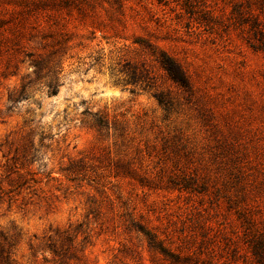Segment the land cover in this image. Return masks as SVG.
I'll use <instances>...</instances> for the list:
<instances>
[{
  "label": "rangeland",
  "instance_id": "1",
  "mask_svg": "<svg viewBox=\"0 0 264 264\" xmlns=\"http://www.w3.org/2000/svg\"><path fill=\"white\" fill-rule=\"evenodd\" d=\"M180 2L0 0L7 23L22 7L39 17L18 41L0 42V264H47V235L66 227L80 255L73 264H168L128 215L243 264L244 249L233 260L239 221L200 112L218 137L240 131L243 143L264 145V53L246 44L229 5L217 1L215 23L204 25ZM137 39L181 65L197 104ZM50 51L61 59L56 93L37 83L19 97L29 59ZM159 92L173 101L168 111ZM99 115L106 128L96 129Z\"/></svg>",
  "mask_w": 264,
  "mask_h": 264
},
{
  "label": "trees",
  "instance_id": "2",
  "mask_svg": "<svg viewBox=\"0 0 264 264\" xmlns=\"http://www.w3.org/2000/svg\"><path fill=\"white\" fill-rule=\"evenodd\" d=\"M217 1L230 6L228 19L233 25L240 27L246 44L251 49L264 53V0H181L180 5L191 15L199 13L201 18L199 21L204 25H210V22L215 23L214 6ZM30 18L36 23L39 17L30 13L27 7L18 9L11 23L0 18V42L18 41L24 34L25 25L31 22ZM38 25L39 23H36L32 27L35 28ZM137 42L148 49L149 54L163 69L165 75L186 93V100L193 101L194 87L181 65L167 52L152 47L150 43L142 39H137ZM29 65L31 71L20 80L21 95L19 97H26L28 90L37 83L46 88L47 95L55 94L57 74L61 67V59L56 51H50L44 56L31 57ZM131 72L135 75L136 68L133 67ZM138 74V78L142 77L141 71ZM13 96L14 93H8L7 100L13 102ZM154 96L164 110L168 111L172 107L173 101L168 95L159 92L154 93ZM199 108L201 110V106ZM200 115L204 124L208 126L206 130L209 157L215 164L218 174L223 178L224 185L229 188L225 189L227 193L222 197L225 198L227 207L233 210L239 221L240 232L235 236V241H229L233 246L231 247L232 256L234 257L236 253V257H239L238 253L244 249V253L241 254L244 256L243 264H264V145L257 142L243 143L245 137L240 131L230 138L218 137L207 115L202 112ZM104 117V115L96 117L94 123L96 129L107 127ZM112 129H116L114 123ZM126 164L128 172L134 170L129 166L128 161ZM16 168L15 172L19 169ZM254 173L259 175L257 181L253 177ZM30 180L35 182L33 177H30ZM25 182L23 181V184ZM172 183L179 184L174 181ZM190 184L181 181L179 187L187 188L192 186ZM127 221L128 226L146 241L147 247L155 250L168 264H227L214 256L212 248L204 245V240H199L195 248L193 245L190 246L186 239L174 238L170 232L159 231L157 226L147 225L146 222L131 215H128ZM46 239L48 244L45 251L49 256H45L44 261L47 264L80 262V255L74 251V239L69 227L55 229L47 235ZM240 243L244 244V248H240Z\"/></svg>",
  "mask_w": 264,
  "mask_h": 264
}]
</instances>
